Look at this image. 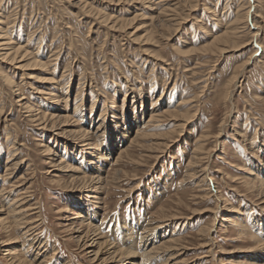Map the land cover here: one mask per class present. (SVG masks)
Returning <instances> with one entry per match:
<instances>
[{
	"label": "rangeland",
	"instance_id": "obj_1",
	"mask_svg": "<svg viewBox=\"0 0 264 264\" xmlns=\"http://www.w3.org/2000/svg\"><path fill=\"white\" fill-rule=\"evenodd\" d=\"M112 1L83 8L77 0H0V13L11 16L2 18L7 38L31 56L20 70L0 57V218L11 220L5 209L16 183L12 196L26 191L29 205L39 206L31 218L40 219L12 233L2 228L0 264H20L8 254L17 247L33 259L41 243L45 264H100L76 241L95 229L109 243L104 250L146 231L152 252L130 258L142 264L253 263L264 254V195L252 191L251 175L264 172V0ZM173 7L175 20H160ZM105 14L126 30L110 29ZM151 22L158 27L150 37ZM236 26L237 46L215 42ZM7 72L19 86L5 83ZM236 72L241 81L228 98ZM42 110L68 117L65 129L44 125ZM177 111L193 117L187 123ZM82 129L96 152L73 135ZM262 181L263 174L255 184ZM87 207L96 216L87 217ZM111 257L105 264H115Z\"/></svg>",
	"mask_w": 264,
	"mask_h": 264
},
{
	"label": "bare ground",
	"instance_id": "obj_2",
	"mask_svg": "<svg viewBox=\"0 0 264 264\" xmlns=\"http://www.w3.org/2000/svg\"><path fill=\"white\" fill-rule=\"evenodd\" d=\"M77 1H79V4H81V7H83V8H85L87 5H89L88 3H87V0H77ZM112 1V0H111ZM121 1V0H120ZM128 1V0H127ZM135 1H137V0H135ZM143 1V0H142ZM150 1V0H149ZM163 1V0H162ZM166 1V0H165ZM168 1V0H167ZM170 1V0H169ZM185 3H188V2H194L195 0H183ZM70 2H71V0H70ZM103 2V1H102ZM109 2V1H108ZM113 2V1H112ZM140 2V1H139ZM72 3V2H71ZM111 3V2H110ZM121 3V2H120ZM78 4V5H79ZM114 4V3H113ZM72 5V4H71ZM75 5H76V3H75ZM90 5H91V3H90ZM175 6V5H174ZM181 6V5H180ZM185 6V5H184ZM75 7V6H74ZM79 7V6H78ZM80 7V8H81ZM96 8V7H95ZM177 7H173V8H165V9H163L161 12H159V14H157V16H159V17H161V19L160 20H162V21H171V20H175V9H176ZM6 9V8H5ZM89 9H90V11H89ZM88 10L87 9H85V10H87V14L89 13V12H93L92 10H91V8H89ZM150 9V8H149ZM3 10V9H2ZM83 10V9H82ZM84 10V11H85ZM94 11H98V9L97 10H94ZM169 12H172V13H169ZM90 13V14H91ZM94 13V12H93ZM92 13V14H93ZM248 13L249 12H245V13H243V14H241L239 17H242V18H247L248 17ZM90 14H88V15H90ZM98 14V13H97ZM102 14V12L100 13L99 12V15H101ZM5 15H6V12H5ZM3 13H0V57H1V60L4 62V61H7L8 63L10 62L11 63V65H12V67L13 68H16V67H19V68H17V69H19L20 70V67H25V64H26V62L22 65V62L25 60V59H27V58H25L24 59V56H27V55H29V54H26V50H25V52H24V50H22V48H24V47H21L20 45H17V43H15V44H11V39H9V38H7V35H8V33L6 32V29H7V27H6V23L5 22H2L3 20H2V18L3 19H8V18H11V16L9 17V12H8V14H7V17L5 16ZM93 15H96V14H93ZM99 15H97V16H99ZM106 15V17H104L106 20L105 21H110V23H113V25H110L111 27H110V29H112V27H117V25H118V23L120 24V22H118L119 21V18L117 19V18H114L113 16H109V15H107V14H105ZM165 15V19L164 18H162V16H164ZM239 15V14H238ZM104 16V15H103ZM103 16L101 17L100 16V18H101V20L99 19V21L101 22L102 21V18H103ZM156 16V17H157ZM170 16V17H169ZM115 17H116V15H115ZM96 18V17H95ZM103 18V19H104ZM139 18V17H138ZM153 18L154 17H152V20H153ZM174 18V19H173ZM134 19H135V17H134ZM144 19H146V18H144ZM156 20V19H155ZM239 20H240V18H239ZM238 20V21H239ZM104 20H103V22H105ZM121 21V20H120ZM124 21V20H123ZM123 21H121V22H123ZM128 21H129V19H128ZM132 21V20H131ZM148 21V20H147ZM242 21V20H241ZM103 22H101V23H103ZM126 22H127V19H126ZM153 22H156V21H153ZM153 22H151L152 24H153ZM159 23H160V21H158ZM157 22V23H158ZM125 23V22H124ZM124 23H122L119 27H117V28H121V27H123V25L125 26V24ZM130 23V22H129ZM8 24H9V22H8ZM7 24V25H8ZM127 24H128V22H127ZM151 24V25H152ZM156 24V23H155ZM179 25V24H178ZM127 26V25H126ZM131 25H129V26H127V27H130ZM154 24H153V27L152 28H150V32H148V34H147V36H150L152 33L154 34V32H155V30H156V28L158 27H156V28H154ZM160 26V25H159ZM161 26H162V24H161ZM170 27V26H169ZM253 27V26H252ZM11 28V27H10ZM117 28H116V30H117ZM126 27H123L122 29H125ZM240 27H235V28H233L232 30H230V32H224V34L222 35V36H217V37H215V42H218V41H225V43H228V44H230V45H232V47H234V46H237V45H235L237 42H234V43H232L233 42V37L235 38V36L237 35V30L239 29ZM128 29V28H127ZM138 29V28H137ZM119 30V29H118ZM126 30V29H125ZM226 31H229L228 29L226 30ZM127 32V31H126ZM125 32V33H126ZM239 32V31H238ZM129 33H132V32H129ZM155 33H157V32H155ZM130 35V34H129ZM146 37V36H145ZM151 37V36H150ZM138 38V37H137ZM133 40H135V39H133ZM10 41V42H9ZM235 41V40H234ZM10 43V44H9ZM220 43H223V42H220ZM224 43V44H225ZM228 44H226L225 46H227ZM234 44V45H233ZM9 45H11L10 47H8ZM229 45V46H230ZM259 45V44H258ZM260 46V45H259ZM219 47V46H218ZM231 47V48H232ZM227 48L228 47H222L221 49H220V52L221 51H225V50H227ZM230 48V47H229ZM4 50V52L3 53H1V50ZM234 49V48H233ZM230 50V49H229ZM28 52V51H27ZM39 52V51H38ZM32 54V53H31ZM29 57H31L30 55H29ZM32 57H33V55H32ZM24 59V60H23ZM30 59V58H29ZM36 59V58H35ZM28 60V59H27ZM33 60V59H32ZM9 63V64H10ZM33 63L34 64H41L39 61H37V60H34L33 61ZM32 64V63H31ZM42 64H43V62H42ZM46 64V63H45ZM27 65V64H26ZM246 66H247V64H245ZM16 66V67H15ZM29 65H27L26 67H28ZM6 67V66H5ZM11 67V66H10ZM11 67V68H12ZM244 67V66H243ZM21 68V69H22ZM241 68H242V66H241ZM6 69V68H5ZM8 69V68H7ZM23 71H24V69H22ZM1 71H3V70H1ZM9 71V70H8ZM1 73V72H0ZM1 75H3V73L1 74ZM2 78H4L5 79V83L7 82V83H10V84H14V81H13V79H11V77L9 76V74H8V72L7 73H5L4 75H3V77ZM241 78H240V74H237V72L234 74V76L232 77V79L230 80V82L228 83V86H227V91H226V97H228V98H230L231 97V91H230V86L233 84H235V85H237L241 80H240ZM18 83L16 82V84H14V86H19V85H17ZM13 87V86H12ZM15 88V87H14ZM19 90H20V88H18ZM40 91V90H39ZM51 96V95H50ZM22 99V98H21ZM20 99V100H21ZM54 99V98H53ZM24 100V99H23ZM20 102V101H19ZM22 103V102H21ZM26 103H28V102H26ZM26 103H24V105H26ZM23 104V103H22ZM182 104V103H181ZM31 107H33L32 105H26L25 106V108L27 109V111H32L33 109H31ZM0 109H3V108H0ZM35 110V109H34ZM33 110V111H34ZM2 111V110H1ZM43 111V110H42ZM41 111V112H42ZM37 112V111H36ZM35 113V112H34ZM39 113V112H38ZM47 112H45V111H43L42 113H41V116H39V120H43L44 122H42V123H44V125H48V126H50V128H51V130L52 129H54L55 128V126H56V128H57V126H61V128L60 129H65L64 128V126L67 124V122H69V118L68 117H66V116H55V117H53V115H49L48 113L46 114ZM2 114V113H1ZM0 114V115H1ZM30 114V113H29ZM32 114V113H31ZM50 114H52V113H50ZM33 115V114H32ZM37 115H39V114H37ZM36 115V116H37ZM142 115H144V113H142ZM174 115L175 116H177V117H182L183 118V120L185 121V122H189L190 121V119L193 117L192 115H191V113H188V112H184V113H178V111L177 112H174ZM71 116V115H70ZM73 116V115H72ZM152 117H153V114L151 115ZM30 117H32L31 115H30ZM38 117V116H37ZM151 117V118H152ZM49 118H50V123H51V125L48 123V124H46V122L49 120ZM154 119V118H153ZM181 119V118H180ZM73 120V119H72ZM72 120L70 121V122H72ZM141 117H136V121H135V125H136V128H138V129H142V130H144V132L140 135L141 137H143L144 135H145V130L147 129L146 128V126L144 125L143 127L144 128H141L142 127V124H141ZM3 121V120H2ZM36 121H38V120H36ZM74 121V120H73ZM75 122V121H74ZM155 122V121H154ZM76 123V122H75ZM71 124V123H70ZM41 125H43V124H41ZM76 125H78V124H76ZM148 125V124H147ZM45 127V126H44ZM43 127V128H44ZM80 127V126H79ZM55 128V129H56ZM146 128V129H145ZM264 129V128H263ZM67 131H68V129H67ZM78 131V130H77ZM75 131V132H72L73 133V135H78V136H80L81 138H82V146H87V145H89V149H92L93 151L92 152H96L95 151V149H96V144H97V142H96V140H94L95 138H94V136H92V135H90V134H88L89 132H87L86 131V129H82V130H80V131ZM61 132V131H60ZM59 132V133H60ZM64 132V131H63ZM66 132V131H65ZM8 134H10V131H8ZM66 134V133H65ZM64 134V135H65ZM68 134V133H67ZM60 135H61V133H60ZM138 135H139V133H138ZM69 136H70V133H69ZM72 136V135H71ZM139 137V136H138ZM165 137V136H164ZM166 137H167V135H166ZM169 137H171V135L169 136ZM168 137V138H169ZM207 136L206 135H203L202 136V138L203 139H205ZM163 138V137H162ZM78 139V138H77ZM93 139V140H92ZM75 140V139H74ZM79 140V139H78ZM77 140V141H78ZM93 141L92 143L91 142H88V141ZM137 140V139H136ZM165 140V139H164ZM113 142V141H112ZM171 142V141H170ZM200 143V142H199ZM17 144V141H15V142H13L12 143V147H14L15 145ZM103 144V143H102ZM106 145H105V147H104V149L105 150H107L106 151V153H108L109 155H111V153H112V151H113V148L110 146L111 145V140L109 139V141H107L106 143H105ZM49 146V145H48ZM98 146V145H97ZM203 145H200L198 148H196L197 150H196V152H197V154H200V152L203 150ZM11 149V148H10ZM49 151L50 152V146L49 147H46V151ZM11 151V150H10ZM81 151V150H80ZM13 152H15V150L13 151V149H12V152H11V154L13 153ZM78 152V151H77ZM106 153H101V158L102 159H106V156H105V154ZM91 156H94V153H92L91 154ZM121 156V155H120ZM59 157V156H58ZM98 158V157H97ZM61 160V159H60ZM56 161V160H55ZM63 161H64V159H63ZM66 161V160H65ZM21 162H23V161H21ZM60 162V161H59ZM18 164L20 165V163H18V162H15L14 163V166H13V168H17V166H18ZM84 164V163H83ZM108 164V163H107ZM253 169H255V168H253ZM264 170V169H263ZM94 171V170H93ZM256 171V170H255ZM252 174L251 175H253L254 176V178H253V180H252V184H253V189H252V191L255 193V195H257V196H260L259 198H262V195H264V182L262 181V182H260L259 184H255L256 183V180L257 179H259V177H260V175L261 174H263L264 175V172H262V170H260L259 169V172H254V171H252L251 172ZM249 174H250V172H249ZM90 177V176H89ZM94 178V177H93ZM24 179V178H23ZM78 180H80V179H82V177L81 178H77ZM84 179V184H82V185H84L85 187H87V183H88V180L86 179V178H83ZM96 179V178H95ZM94 179V180H95ZM239 179H241V178H239ZM100 180V179H99ZM91 181V180H90ZM96 181V180H95ZM94 181V182H95ZM236 181V180H235ZM239 181V180H238ZM249 181V180H248ZM93 182V183H94ZM245 182V181H244ZM99 184V183H98ZM242 184V183H241ZM246 184V183H245ZM250 184V183H249ZM248 185V184H247ZM84 186H82V187H84ZM249 186V185H248ZM251 186V185H250ZM20 187V185H17L16 183H13V185H12V190L11 191H9L10 193H9V199H11V202H10V204L7 206V208L5 209V211H7L6 212V215L8 216V215H11V220H7V221H5V219L4 218H0V227H1V229H0V234L1 233H3V231H2V228H10L9 229V231L8 232H10V233H12L13 232V230L14 229H17V228H15V227H19V226H22L23 227V229H26V228H28L29 226H31L32 224H36L37 222H39L40 221V219L37 217V215L35 216V217H33V218H31V215L32 214H35V213H37L36 211H35V209H38L39 208V206L37 205V204H35V205H29V202L31 201V199L29 198V195H23V194H25L26 193V191L25 192H22V195H20V196H12V193H14V192H16V190L18 189ZM89 187V186H88ZM93 188H94V184H93V186H92ZM5 190V188H1L0 189V195L2 194L1 192L2 191H4ZM91 190H93V189H91ZM90 191V190H89ZM27 192H29V190H27ZM244 195V194H243ZM3 199V198H2ZM264 199V198H263ZM262 199V200H263ZM224 201V200H223ZM2 201L0 200V206H1V204H3V205H5L3 202L1 203ZM263 203H264V200L262 201ZM3 205L0 207V208H2L3 207ZM234 207V206H233ZM81 209V208H80ZM86 210H87V212L85 213L86 214V216L87 217H94V216H96L95 215V212L90 208V207H87L86 208ZM31 211H34V212H30ZM231 211V210H230ZM0 212H2V211H0ZM234 212H235V210H234ZM237 212V211H236ZM30 213V214H29ZM94 215V216H93ZM81 217H84V215H81ZM7 219V218H6ZM97 219V218H96ZM9 221H11L12 223H13V227L11 226V223L9 222ZM226 222V221H225ZM262 223V222H261ZM69 224V223H68ZM88 224H90V223H88ZM94 225V224H93ZM214 226V225H213ZM21 227V228H22ZM37 227V225H34L30 230H34V228H36ZM98 229V228H97ZM117 231V230H116ZM28 232V231H27ZM80 232V231H79ZM93 232H96V233H94V235H92V238L90 239V236L89 235H86L87 233H85V235H82V233L80 232V234L79 235H77L76 236V241L79 243V244H81L82 246H86V249H88V250H90V252L92 253V261H94V262H100V264H105V262L107 261V258H105L106 257V254L107 255H112V262L111 263H115V264H142V263H139L138 262V260H132V259H130L132 256H138L139 258H140V254H142L143 256H146L147 254H149L150 252H152L151 251V249L149 250V252H147V250H148V247H149V245L150 244H155L154 242V240H151V239H149V234L147 235V234H145V232L146 231H133V232H128V233H126L125 235H124V238L122 237V239H121V241L119 242V243H116V244H113L112 246L111 245H109V247H108V249H106V250H104V248L105 247H107L108 246V242H107V240H104V241H102L101 239H102V236H99V232H97L96 231V229L93 231ZM32 234V233H31ZM37 235V234H36ZM121 236V235H120ZM35 239H37L38 238V236H35L34 237ZM40 239V238H39ZM153 239V238H152ZM172 240V239H171ZM169 242H172V241H170V239H169ZM11 243V242H10ZM10 243H4L3 244V246L5 247L6 245H8V244H10ZM112 243H114V242H112ZM167 243V242H166ZM169 244V243H168ZM163 245V244H162ZM167 245V244H166ZM32 246V245H31ZM47 245L45 244V245H42V243L40 244V246H39V248L38 249H40V247L43 249V250H38L37 251V253L36 254H34V256H33V259H31V260H28V261H26V260H23L22 259V255H23V252L21 251V249H19V247H17V248H15V250L12 252V253H10V251H8L9 253V256H11L12 255V257H14V258H16V261H19V263L20 264H45V260H43V261H41L40 259L43 257H46L47 255H49V253L47 252L48 251V249H47V247H46ZM169 247V246H168ZM171 247V246H170ZM153 249L155 248V246H153L152 247ZM111 249H113L112 251H110ZM152 249V250H153ZM154 251V250H153ZM104 256V257H103ZM27 259V258H26ZM91 259V258H90ZM109 259V258H108ZM118 259V260H117ZM129 259V260H128ZM114 260V261H113ZM26 261V262H25ZM241 263H242V260H239ZM238 263V262H237ZM15 264H17V263H15ZM251 264H264V254H261V255H258L257 256V258H256V261H254L253 263H251Z\"/></svg>",
	"mask_w": 264,
	"mask_h": 264
}]
</instances>
